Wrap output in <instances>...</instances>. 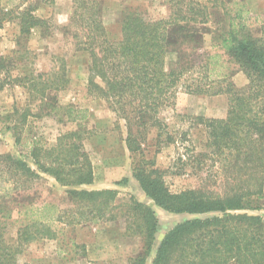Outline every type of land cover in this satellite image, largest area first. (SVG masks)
Masks as SVG:
<instances>
[{
    "label": "trees",
    "instance_id": "16d2710c",
    "mask_svg": "<svg viewBox=\"0 0 264 264\" xmlns=\"http://www.w3.org/2000/svg\"><path fill=\"white\" fill-rule=\"evenodd\" d=\"M56 1L21 0L17 8L1 13L0 29L16 19L25 37L36 28L47 30L50 19H40L35 12ZM71 1L70 24L80 31L77 39L91 59L88 94L105 100L125 121V142L131 153L143 155L154 129L159 147L180 144L184 152L179 155L178 170H190L199 177L200 185L173 193L164 173L142 158L133 169V178L157 207L190 217L176 223L158 241L160 220L147 204L132 196L118 204V190L79 189L95 181L80 131L62 134L52 148L35 143L27 156L34 167L12 154H0V212L12 213L11 192L33 189L45 181L44 174L67 188L68 200L78 207L77 215L67 218L69 225L124 221L129 236L142 241V252L131 264H147L153 255L152 264H264V217L251 214L263 210L260 201L264 198V24L261 35L255 36L239 10L222 34L221 47L249 81L245 89L238 90L226 77L213 78L212 57L201 60L198 51L203 36L190 32L189 27L207 25L214 12L208 13L209 8L199 0H170L175 10L161 20H150L131 8L122 18L121 38L116 41L108 37L101 19V1ZM171 54H177L176 63L168 62ZM16 81L27 83L48 107L49 93L65 91L70 83L65 64L56 72ZM181 94L229 98L224 119L176 115L181 123L189 119L192 125L204 127L207 142L199 152L189 130L181 131L162 118L165 110L175 108ZM67 119L82 123L88 119V110L69 108ZM127 183L126 178L117 185ZM25 209L28 212L33 207ZM49 223H23L14 245L5 241V226L0 223V264H18L26 246L56 239Z\"/></svg>",
    "mask_w": 264,
    "mask_h": 264
},
{
    "label": "rangeland",
    "instance_id": "374dc122",
    "mask_svg": "<svg viewBox=\"0 0 264 264\" xmlns=\"http://www.w3.org/2000/svg\"><path fill=\"white\" fill-rule=\"evenodd\" d=\"M99 1L102 3L101 19L108 37L113 41L121 38V21L129 9L138 10L150 20L168 19L175 10L170 0ZM198 2L209 8L208 13L214 12L208 16L207 25L189 27L190 32L203 36L202 48L198 51L202 62L212 57L209 66L216 69L213 78L226 77L238 90L245 89L249 81L221 47L222 34L228 30V21L241 10L250 31L260 36L264 24V0ZM20 3L21 0H0V15L17 8ZM72 14L71 0H57L53 5H41L35 12L40 19H50L47 30L36 28L30 36L25 37L16 19L6 22L0 29V154H12L34 167L33 160L27 156L35 143L52 148L62 134L82 132L85 149L93 164L95 181L79 189L118 190V204L131 196L147 204L155 210L160 220L162 229L158 241H161L170 228L190 216L171 214L157 207L133 178V169L141 158L150 160L154 168L164 173L165 182L173 193L197 189L199 177L191 175L188 169L178 170L177 162L180 153L184 152L183 147L180 144L178 147H159L155 129L148 136L142 156L128 150L125 121L113 113L105 100L88 94L91 59L77 39L80 31L70 24ZM177 58V54H171L168 62L176 63ZM62 64H65L70 83L65 91L49 93L47 100L50 107L42 105L44 100L37 98L27 83L16 81V78L33 74L56 72ZM69 108L88 110V119L82 123L69 122ZM228 109L227 95L181 94L175 108L165 110L162 118L181 131L189 130L192 143L199 152L207 142L204 127L192 125L189 119L181 123L176 115L224 119ZM42 176L45 181L37 183L33 189L11 192L12 213L0 212V223L5 226L4 239L9 245L17 243L18 228L25 222L39 220L49 223L50 220L48 225L56 232V239H41L26 246L18 264H131L142 252L141 239L129 236L123 220H94L69 225L70 219L67 218L76 216L78 207L68 200L67 188L52 177ZM126 178V185H117ZM214 190L222 193V190ZM260 204L263 210L251 214L264 217V198ZM26 207L33 209L27 212Z\"/></svg>",
    "mask_w": 264,
    "mask_h": 264
},
{
    "label": "crops",
    "instance_id": "0c3cea01",
    "mask_svg": "<svg viewBox=\"0 0 264 264\" xmlns=\"http://www.w3.org/2000/svg\"><path fill=\"white\" fill-rule=\"evenodd\" d=\"M164 237V236H163ZM162 237V238H163ZM162 240V239H161ZM153 258H154V255L147 261V264H152L153 263Z\"/></svg>",
    "mask_w": 264,
    "mask_h": 264
}]
</instances>
